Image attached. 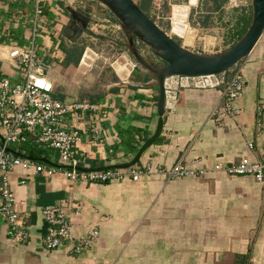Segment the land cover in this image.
Wrapping results in <instances>:
<instances>
[{
  "label": "crops",
  "instance_id": "0c3cea01",
  "mask_svg": "<svg viewBox=\"0 0 264 264\" xmlns=\"http://www.w3.org/2000/svg\"><path fill=\"white\" fill-rule=\"evenodd\" d=\"M134 1L148 6L149 15L167 35L200 53H211L232 40L229 31L234 29L227 27L225 40L214 31L220 29L214 23L224 10L236 13L233 7L243 3L217 0L221 6L214 9V0ZM175 6L186 17L183 32L173 29ZM36 7L43 19L36 36L38 52L50 63L45 77L53 84L52 96L68 104L94 105L64 117V127L81 135L73 147L79 166L100 168L130 161L155 131L158 89L127 50L119 23L95 0H0V79L18 78L8 51L10 44L26 42ZM67 7L89 17L86 30L75 31ZM81 40L88 43L83 52L96 57L81 61V55L76 60ZM239 67L244 87L233 104L238 113L221 116L220 87L181 89L173 106L165 108L158 138L134 164L155 170L180 161L205 169L202 176L169 179L152 173L137 181L100 183L72 181L61 173L35 174L30 168L9 171L6 180L29 238L23 243L11 239L0 216V264H264V180L213 170L216 163L228 165L242 157L255 161L263 153L264 31ZM90 127L101 131L98 138ZM28 141L9 150L23 156L35 149L34 157L43 162L58 161V151L55 156L37 151L25 145ZM3 184L0 177V200ZM50 204L77 206L79 214H70L73 239L47 251L41 242L46 232L42 210ZM93 229L96 242L73 253L75 242Z\"/></svg>",
  "mask_w": 264,
  "mask_h": 264
},
{
  "label": "built area",
  "instance_id": "2783aa9c",
  "mask_svg": "<svg viewBox=\"0 0 264 264\" xmlns=\"http://www.w3.org/2000/svg\"><path fill=\"white\" fill-rule=\"evenodd\" d=\"M41 8H35V18L31 34L24 44H10L8 57L12 66L18 71V78L14 81L8 78L0 79V177L4 179L1 187L0 216L9 226V235L16 242L23 243L29 238V233L23 225L20 215L15 208V197L7 182V173L15 168L33 169L35 174L53 175L61 173L72 181L110 182L131 179L139 180L142 176L152 173L165 174L166 178L202 176L206 173L203 168L188 167L178 161L168 169H152L151 165H132L127 168H108L104 170H79V161L74 157L73 147L81 141V135L75 130L64 127V117L77 110L94 109V105L87 102L65 103L52 96L53 84L45 77V71L50 63L44 55L38 52L36 42L38 29L43 19L40 17ZM86 53H84L82 60ZM237 63L227 71L218 74L197 76L171 75L163 80L165 108L173 106L177 94L181 89H222L224 111L221 116L235 115L239 112L234 102L242 96L244 81ZM260 107H257L258 112ZM94 138H98L101 131L98 127H90ZM86 132V131H84ZM33 140L34 143L58 151L56 163L38 162L27 156L14 154L9 147L14 144ZM252 143L249 147H252ZM262 155L255 161L242 157L228 165L216 163L214 171H221L228 175H252L256 180H264V142ZM25 183V179L20 181ZM79 214L77 206L65 207L60 204L46 205L42 215L46 224V232L41 239L47 251L57 248L63 242L71 241L72 216ZM97 238V230L93 229L88 236L78 239L72 252L78 254L83 248L90 247Z\"/></svg>",
  "mask_w": 264,
  "mask_h": 264
},
{
  "label": "water",
  "instance_id": "95a60500",
  "mask_svg": "<svg viewBox=\"0 0 264 264\" xmlns=\"http://www.w3.org/2000/svg\"><path fill=\"white\" fill-rule=\"evenodd\" d=\"M96 1L107 8L119 23L125 36L127 50L155 80L158 89L157 122L152 136L142 144L130 161L100 168L76 167L79 170L127 168L137 163L141 154L155 142L162 130L165 111L164 78L171 75L197 76L227 71L249 55L264 31V0H250L251 18L248 28L235 43L216 53L194 52L183 47L160 29L134 0ZM66 10L70 14V23L75 24V31L86 30L89 17L71 7H67ZM185 20L184 14L182 23ZM139 44L146 52L141 51Z\"/></svg>",
  "mask_w": 264,
  "mask_h": 264
},
{
  "label": "rangeland",
  "instance_id": "374dc122",
  "mask_svg": "<svg viewBox=\"0 0 264 264\" xmlns=\"http://www.w3.org/2000/svg\"><path fill=\"white\" fill-rule=\"evenodd\" d=\"M84 1H87V0H84ZM90 1V0H89ZM94 0H92V2H93ZM243 1V3L242 4H240V5H238V6H235V7H233V8H235L236 9V13L233 11V9H231V8H229V9H227V10H224V12H223V15L219 18L220 20H218V21H216L214 24L215 25H217V26H219V28L220 29H218V30H216V29H214V31H216L217 32V34H218V36H220V35H222L223 37H224V39L226 40V39H228V36H229V32H233V31H229V32H227V27H229V29H235L236 28V25H237V20L239 19V17H241V16H246V17H248V15H250L251 16V4H250V0H242ZM95 2H96V4H98L99 6H101V4L100 3H98L96 0H95ZM40 3H41V0H40ZM60 6V8L63 10L64 8V6L63 7H61V5H59ZM103 6V5H102ZM104 7V6H103ZM108 9L106 8V11H107ZM178 11V12H177ZM184 15L182 14V11H181V8L180 7H178V6H175V10H174V18H173V24H174V22H180L181 24H183L182 23V20L180 19V18H182ZM180 17V18H179ZM155 20H157V19H155ZM184 25V24H183ZM213 26V25H212ZM167 32H169V27L168 26H164L163 27ZM174 28H177L176 26H173V29ZM178 30H180V31H184L185 30V25H184V28H182V29H179V28H177ZM175 30V29H174ZM178 30H176V32L178 31ZM178 33V32H177ZM212 33V32H211ZM214 33V32H213ZM169 34V33H168ZM228 35V36H227ZM225 36H227V38L225 37ZM37 40H39L38 38H36V42L38 43V41ZM231 41L232 40H230V39H228V41L227 42H224V43H221V44H219V47L218 48H216V50L215 51H210L211 53H216V52H219V51H222V50H224V49H226L227 47H229V45H230V43H231ZM81 42L82 43H80V45H78V47H85V45H87L88 43L86 42V41H84V40H81ZM92 45V44H91ZM139 46H142V45H140L139 44ZM143 47V46H142ZM125 48V47H124ZM145 49V48H144ZM85 52V51H84ZM84 52H83V54H82V57H83V55H84ZM86 53V52H85ZM89 57H96L94 54H91L89 51L86 53V58H85V60H87V58H89ZM243 60V59H242ZM241 60V61H242ZM240 61V62H241ZM239 62V63H240ZM85 65V64H84ZM59 92H60V90H59ZM39 147H40V149H44V150H47V151H49V152H51V153H53L52 155L53 156H55V154H56V150H54V149H46L45 147H43V146H41V145H39Z\"/></svg>",
  "mask_w": 264,
  "mask_h": 264
},
{
  "label": "trees",
  "instance_id": "16d2710c",
  "mask_svg": "<svg viewBox=\"0 0 264 264\" xmlns=\"http://www.w3.org/2000/svg\"><path fill=\"white\" fill-rule=\"evenodd\" d=\"M134 2H135V1H134ZM135 3H136V4L140 7V9H141L146 15H148L153 21L155 20L153 16L149 15V12H148V10H147V7H148L147 5H146V6H145V5L143 6V5H140V4L137 3V2H135ZM213 3L215 4V5H214V9H217V8H219V7L221 6V2H220V1L214 0ZM250 18H251L250 15H248V17H246V16H241V17H239V19L237 20L236 28L234 29V31H233V33H232V41H231V43H230L229 46H231L233 43H235V42H236V41H237V40H238V39H239V38L245 33V31H246L247 28H248ZM82 53H83V47H80V48H77V49H76V52H75L76 57H77L76 60H78V59L81 57ZM67 54H68V56L71 55L70 52H68ZM25 145H29L31 148H32V147H34V148H36V149H37V148H40L38 144H36V143L33 142V140H32V141L29 140L28 143L25 144ZM37 151H39V150L37 149ZM35 153H36V152H35V149H31V150H29L27 153H24V155H26V156H28V157L34 159V160H37L38 162H43L42 158H41V160H40L39 158L34 157V156H37ZM38 155H39V154H38Z\"/></svg>",
  "mask_w": 264,
  "mask_h": 264
},
{
  "label": "bare ground",
  "instance_id": "6f19581e",
  "mask_svg": "<svg viewBox=\"0 0 264 264\" xmlns=\"http://www.w3.org/2000/svg\"><path fill=\"white\" fill-rule=\"evenodd\" d=\"M178 12V11H177ZM180 18V17H179ZM181 20H182V18H180ZM174 26H176L177 28H179V29H182V28H184V25L183 24H181L180 22H174V24H173Z\"/></svg>",
  "mask_w": 264,
  "mask_h": 264
}]
</instances>
